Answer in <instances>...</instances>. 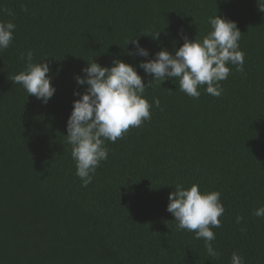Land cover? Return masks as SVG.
Here are the masks:
<instances>
[{"label":"trees","instance_id":"16d2710c","mask_svg":"<svg viewBox=\"0 0 264 264\" xmlns=\"http://www.w3.org/2000/svg\"><path fill=\"white\" fill-rule=\"evenodd\" d=\"M216 14L236 22L244 53L242 72L228 65L222 94H207L205 85L190 97L175 78L148 87L152 76L140 62L163 48L174 53L181 33L202 38ZM0 21L16 25L0 52V264H231L233 252L244 264H264V217L253 215L264 206V13L257 0H0ZM131 38L148 58L128 54ZM29 50L51 68L56 92L47 104L11 81ZM114 59L137 68L151 118L105 141L108 159L82 187L66 143L79 99L73 93L85 90L75 77L87 62L111 67ZM176 184L221 193L225 212L212 229L218 257L194 232L177 230L166 210Z\"/></svg>","mask_w":264,"mask_h":264},{"label":"clouds","instance_id":"9594fccd","mask_svg":"<svg viewBox=\"0 0 264 264\" xmlns=\"http://www.w3.org/2000/svg\"><path fill=\"white\" fill-rule=\"evenodd\" d=\"M258 10L264 13V0H257ZM4 13L15 16L5 8ZM23 11H27L24 8ZM210 31L202 38L189 39L181 33L183 44L170 52L166 48L156 52L154 58L145 59L139 64L146 76L151 75L147 86L152 87L153 81L160 85L166 79H178L179 90L190 97L199 98L202 86L204 91L219 97L223 88L220 82L228 78L231 68L244 70V53L238 41L241 32L236 22L214 15L208 18ZM16 25L11 21H0V52L6 50L14 39ZM160 32L155 34L157 39ZM134 45L132 56L149 57V51L142 47L138 39L131 38L127 45ZM20 59L25 62L23 70L15 74L11 81L22 85L28 96H35L43 104L55 94L49 75L51 68L43 60L35 62L29 50L22 53ZM83 76L75 77L76 83L84 87V92L74 91L79 99L73 101V108L67 120L66 143L71 147V156L75 161L76 175L87 187L93 180L101 161L108 159L105 141L116 142L130 128H139L151 118L153 106L144 97L146 85L137 68L120 59H114L111 67L101 66L95 60L87 62L83 68ZM156 107L160 100L153 98ZM219 191L201 192L198 184L185 188L176 184L169 193L167 211L178 223L177 230H188L195 233L196 239H203L204 247L210 257H218L219 252L213 247L215 233L213 228L221 227L219 219L225 212L220 201ZM253 215L264 217V206L257 208ZM243 218L236 217L239 224ZM242 231L244 229H241ZM231 264H244L243 258L233 252Z\"/></svg>","mask_w":264,"mask_h":264}]
</instances>
